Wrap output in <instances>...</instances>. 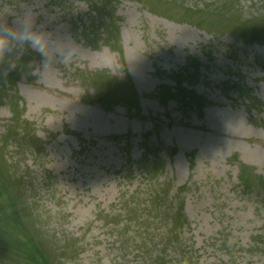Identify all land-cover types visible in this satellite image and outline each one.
I'll use <instances>...</instances> for the list:
<instances>
[{
  "label": "rangeland",
  "instance_id": "1",
  "mask_svg": "<svg viewBox=\"0 0 264 264\" xmlns=\"http://www.w3.org/2000/svg\"><path fill=\"white\" fill-rule=\"evenodd\" d=\"M0 38V192L52 263L264 264V0H0Z\"/></svg>",
  "mask_w": 264,
  "mask_h": 264
},
{
  "label": "trees",
  "instance_id": "2",
  "mask_svg": "<svg viewBox=\"0 0 264 264\" xmlns=\"http://www.w3.org/2000/svg\"><path fill=\"white\" fill-rule=\"evenodd\" d=\"M15 182L19 185L17 188L16 183H13V186L18 189V194L11 195L5 191L3 200L2 192H0V227L2 229L0 232V249H3L0 250V255L3 260L5 259L2 264H7L8 258L14 260L10 264H56L54 258L52 263V253L46 243L47 240L50 246L54 247L51 245V237L45 240L43 231L36 219L34 210L36 203L30 199L32 193L28 183L22 176H19ZM4 189L9 188L4 187ZM22 208L28 211L27 217L22 213ZM65 246L62 248L65 249ZM52 250L59 253L60 257H65V253L53 248ZM8 253L12 255L7 258Z\"/></svg>",
  "mask_w": 264,
  "mask_h": 264
},
{
  "label": "clouds",
  "instance_id": "3",
  "mask_svg": "<svg viewBox=\"0 0 264 264\" xmlns=\"http://www.w3.org/2000/svg\"><path fill=\"white\" fill-rule=\"evenodd\" d=\"M23 39L30 40L33 47L37 48L38 50H43L44 48V37L40 34H30V33H25L24 36L22 37ZM5 41L0 38V46H3Z\"/></svg>",
  "mask_w": 264,
  "mask_h": 264
}]
</instances>
